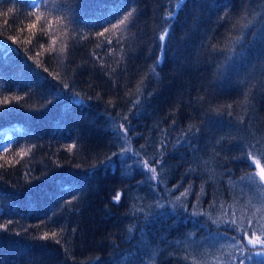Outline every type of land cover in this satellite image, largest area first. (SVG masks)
Here are the masks:
<instances>
[{"label": "trees", "instance_id": "1", "mask_svg": "<svg viewBox=\"0 0 264 264\" xmlns=\"http://www.w3.org/2000/svg\"><path fill=\"white\" fill-rule=\"evenodd\" d=\"M32 2L0 0V144L8 139V151L0 148V261L228 264L240 257L229 247L236 229L249 219L264 225V185L258 176L241 180L259 172L245 145H256L264 167V43L245 32L232 72L216 69L239 50L240 25L255 17L259 26L264 0H186L169 23L176 0H69L67 8L48 0L38 11ZM132 8L135 22L112 29ZM165 27L172 37L157 78L151 67ZM120 123L131 125L124 141L112 127ZM201 125L193 138L189 127ZM121 143L139 161L117 159L113 174L98 162ZM242 152L244 159H231ZM145 160L161 162L154 189ZM65 185L79 191L63 193ZM176 197L178 215L150 210ZM192 212L200 214L196 223L185 218ZM257 251L245 253L252 257L245 264H264Z\"/></svg>", "mask_w": 264, "mask_h": 264}, {"label": "snow or ice", "instance_id": "2", "mask_svg": "<svg viewBox=\"0 0 264 264\" xmlns=\"http://www.w3.org/2000/svg\"><path fill=\"white\" fill-rule=\"evenodd\" d=\"M69 0H61V4L67 8ZM75 2V0H73ZM186 2V0H176L175 7L172 8L170 6V10L166 12L164 22L169 23L174 17L178 15L179 10L182 8V5ZM44 5L47 7L48 5V0H33L31 7L33 9H36L37 11L39 10L40 6ZM123 9L121 8L120 10L115 11L111 16L107 17L102 23H109L111 19L115 18V16L119 15V11H122ZM69 12H71V9H68ZM136 8H132L131 11H128L126 15L122 19L118 20V23L112 24V29H117L120 26H131L135 22V14H136ZM227 8H226V13L224 16H221L219 18L220 22L225 21L227 17ZM250 13L248 12L247 8L244 9V16L245 18L249 15ZM41 19L40 16H36V20L39 21ZM58 20H62V17H57ZM76 23L75 16H72L71 19L68 20V24H74ZM259 26H257V22L255 21V17L252 20H249L247 24L240 25L241 29V36L233 41L234 46H239V50L234 54V55H228L225 57L224 62L222 64L217 65L216 69V74L219 76H225L228 75L232 72L233 64L231 61L235 57H241L244 55L243 49L246 47V44L244 43L248 37L245 35V32H250L251 37L253 39H258L262 43H264V14L261 15V20L258 22ZM31 27V25H30ZM233 27H236V25H233ZM109 31L108 28H104L102 32L98 33L97 35L103 36L105 33ZM73 34H75V30L73 29ZM171 37H172V30L169 27H165L163 30V33L159 36L158 42L159 46L161 48V53L162 55L157 58L155 64L151 67V72L154 76L157 78L159 77V73L156 72V68L158 66H162L164 63V51L167 48L168 44L171 42ZM68 85H65V88H67ZM62 91V90H61ZM152 93H149V96H151ZM245 99L247 100L248 98V93L245 92ZM17 100L20 98L17 97ZM139 99V98H138ZM7 102V101H5ZM135 103V102H134ZM231 107V106H229ZM231 115V113H229ZM112 120H115V117H109ZM128 117L125 116L124 120L127 121ZM175 123V122H174ZM112 127L115 129V136L116 139L119 141H124V137L126 136L127 132L131 128V125H129L128 128L125 127L124 123H120L118 125L113 124ZM203 130V125L200 127H189L188 133L191 134V136L195 139L199 138V134ZM139 135V134H137ZM186 137L183 133H181L180 138L177 140V145H181V142L185 140ZM71 147V146H69ZM119 151L118 152H113L110 156L106 157L104 160H101L98 162L99 166H102L105 168V170L111 169L113 174H115V168H116V160L120 159L121 162H123L124 159H130L132 156L136 157V161H139L140 154L139 152H133L131 147H125L123 143H121L119 146ZM166 147V145H165ZM189 147H192L191 144H189ZM245 148L248 149L247 154H246V159L252 160L255 164L256 167L259 169L258 173H251V174H245L244 176L241 177V180H251L254 177L258 176L259 181L261 182L262 185H264V167L260 166V162L257 159V154L254 153L253 149L256 148V145H245ZM0 148H3L5 152L8 151V147L6 145L0 144ZM131 154V155H129ZM161 155H164L163 152H161ZM245 154L242 152L241 156L239 157H232L231 159L233 160H239V159H244ZM264 158V156H262ZM160 160H153L152 165L159 166L160 165ZM155 166H150L149 162L145 160L142 165V170L144 171V174L147 175L148 172H151V177L150 181H155L156 183L152 185L153 189L158 186L160 183V179L158 177V174L156 172V167ZM251 167V165H249ZM93 169L97 168V165L92 166ZM194 171L192 169L189 170ZM91 174V173H90ZM226 174L231 175V170H227ZM141 184L143 182H140ZM174 188L176 187L175 185L173 186ZM72 191H79V188L77 186L73 185H65L61 187V192L63 193H70ZM171 191V190H169ZM184 193H181V196H183ZM77 197H74L73 199H76ZM199 199V196H198ZM121 200V193L117 192V194L113 197V202L114 203H119ZM180 197H176L174 201H170L169 203L171 204V207H169L168 204L165 203H160L159 201L155 202L150 206V210L156 214L159 215L161 213L165 214H179L181 205L179 203ZM66 203H71V201H67ZM63 207V205L61 206ZM140 211H143V209H140ZM186 207H185V212H186ZM200 214L196 212H192L190 214L186 215V219L192 220L193 223H196L197 221L195 220L196 217H198ZM51 219V217L49 218ZM14 223L12 220H9L7 222L8 225H11ZM235 220H231L226 222V227L229 229L232 228V226L235 225ZM0 228H6V225H0ZM261 229H264V225H258V222L253 221L252 219H249L247 222V227L246 228H237V237H231L230 239L235 240L236 243L229 245V247L236 248V250L241 254L240 257H231V261H235L236 264H245V260H251V255H245L246 252L250 253L252 249L254 248H259V251L256 252L257 255L264 254V231ZM131 230V229H130ZM259 232V234H257ZM47 233H45V237H47ZM53 236H55V233H52ZM42 237V238H45ZM215 238V237H214ZM225 239H229L226 235H224ZM241 241H246L245 243H241ZM176 243H180L177 241ZM237 244H239V247H237ZM250 245L252 246V249L248 248L247 246ZM231 261L228 262V264H231ZM0 264H5V262L0 261Z\"/></svg>", "mask_w": 264, "mask_h": 264}, {"label": "rangeland", "instance_id": "3", "mask_svg": "<svg viewBox=\"0 0 264 264\" xmlns=\"http://www.w3.org/2000/svg\"><path fill=\"white\" fill-rule=\"evenodd\" d=\"M7 141H8V139H7V134H6L5 135V139H4L3 143H2V145H5Z\"/></svg>", "mask_w": 264, "mask_h": 264}, {"label": "bare ground", "instance_id": "4", "mask_svg": "<svg viewBox=\"0 0 264 264\" xmlns=\"http://www.w3.org/2000/svg\"><path fill=\"white\" fill-rule=\"evenodd\" d=\"M9 136V135H8Z\"/></svg>", "mask_w": 264, "mask_h": 264}]
</instances>
